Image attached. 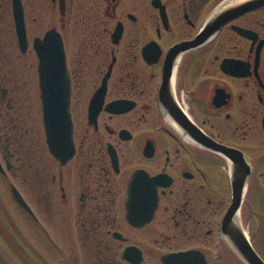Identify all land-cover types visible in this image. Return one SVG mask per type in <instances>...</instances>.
<instances>
[{"label":"flooded vegetation","instance_id":"1","mask_svg":"<svg viewBox=\"0 0 264 264\" xmlns=\"http://www.w3.org/2000/svg\"><path fill=\"white\" fill-rule=\"evenodd\" d=\"M34 1V21L59 17L46 32L65 45L75 151L66 163L55 157L41 91L45 143L22 90L7 81L12 50L1 33L12 0H0V264H166L186 252L204 264H244L221 233L234 170L246 181L238 224L264 260V8L173 51L224 0H95L85 10L80 0ZM250 210L260 221L252 236L242 219Z\"/></svg>","mask_w":264,"mask_h":264},{"label":"water","instance_id":"2","mask_svg":"<svg viewBox=\"0 0 264 264\" xmlns=\"http://www.w3.org/2000/svg\"><path fill=\"white\" fill-rule=\"evenodd\" d=\"M13 15L20 50L25 54L29 48L25 12L22 0H12ZM64 12V3L61 1ZM264 8V0H225L209 17L197 38L188 46H178L175 50L195 48L213 39L219 31L238 17ZM235 30L245 36L251 37L252 33L241 28ZM33 48L37 54L39 65V81L43 106L44 125L47 142L51 152L62 163L69 161L74 155L73 122L70 106L71 79L67 67L65 46L61 34L53 29L48 31L43 38H36ZM225 62L223 67H227ZM113 65L105 75L103 86L97 91L91 106V122L96 119L102 109L106 94L107 81ZM121 103L111 104L113 106ZM191 124V123H190ZM192 125V124H191ZM186 131V129H185ZM245 178L240 170L232 174L233 203L225 215L221 227L223 237L229 243L233 252L245 264H264V260L252 246L249 237L238 224V211L242 202L245 189ZM15 197L23 203L21 196L14 191ZM197 252H186L169 255L164 259L166 264H204L203 258Z\"/></svg>","mask_w":264,"mask_h":264},{"label":"rangeland","instance_id":"3","mask_svg":"<svg viewBox=\"0 0 264 264\" xmlns=\"http://www.w3.org/2000/svg\"><path fill=\"white\" fill-rule=\"evenodd\" d=\"M26 14V23L28 29V37L31 43L29 52L26 55H23L19 48L15 46L16 36L12 32L15 33V27L13 22V17L11 14V9L8 11L9 19L8 21H3L4 30L1 35H3L4 42L8 43V48L12 50L10 53L12 54L6 62L7 64V81L13 85H17L22 91L21 96L24 103L29 105V110L32 113V117L28 119L30 124L36 126L37 130H39V135L41 137L42 143H45V136L43 134V126H42V117H38L35 113L37 107H35V101L40 99V90L38 87V59L35 52L32 49V42L36 36H43L50 23H55L58 27L60 26L59 17H46V15H39L38 21H34L35 15L38 14L36 12V2L34 0H23ZM51 23V24H52ZM11 28V30H10ZM13 29V30H12ZM16 34V33H15ZM5 35V37H4ZM14 36V37H12ZM10 41V42H9ZM3 42V43H4ZM68 57L72 55V51L70 47H67ZM39 104V108H40ZM243 219V225L247 231L254 234L258 228L260 221L256 216H253L252 211L250 210L247 214V218ZM262 253V252H261Z\"/></svg>","mask_w":264,"mask_h":264},{"label":"trees","instance_id":"4","mask_svg":"<svg viewBox=\"0 0 264 264\" xmlns=\"http://www.w3.org/2000/svg\"><path fill=\"white\" fill-rule=\"evenodd\" d=\"M81 2V3H80ZM80 3V9L81 10H85V9H89L91 8V6H95V0H80L79 1ZM91 9L89 10V12H85L83 15H82V11H81V14L78 15V18H90L91 17Z\"/></svg>","mask_w":264,"mask_h":264}]
</instances>
